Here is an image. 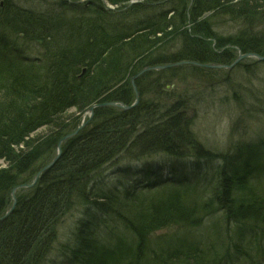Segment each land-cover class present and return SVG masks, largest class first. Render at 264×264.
Masks as SVG:
<instances>
[{
  "label": "trees",
  "instance_id": "1",
  "mask_svg": "<svg viewBox=\"0 0 264 264\" xmlns=\"http://www.w3.org/2000/svg\"><path fill=\"white\" fill-rule=\"evenodd\" d=\"M105 1L114 10L101 0H46L45 10L0 0V217L13 187L32 182L79 114L134 100L130 79L141 69L264 55V0ZM182 69L217 72L142 73L133 108H94L99 121L64 140L55 163L16 191L0 220V264H264V135L220 154L198 143L195 155L183 151L194 95L161 90ZM148 156L163 157L166 182L152 161L136 164ZM118 162L127 169L109 179ZM134 174L144 180L124 181ZM171 228L177 235L156 234Z\"/></svg>",
  "mask_w": 264,
  "mask_h": 264
},
{
  "label": "rangeland",
  "instance_id": "2",
  "mask_svg": "<svg viewBox=\"0 0 264 264\" xmlns=\"http://www.w3.org/2000/svg\"><path fill=\"white\" fill-rule=\"evenodd\" d=\"M86 1L87 0H79L80 3H85ZM45 2L46 0H15L17 4L31 8L36 7L40 10L47 9ZM226 29V27H222L220 29V34L225 35L224 31H226ZM238 53L239 51L236 52L235 59ZM256 62L257 60L255 58H244L240 60L239 63L242 64L240 66H236L239 65L238 63L230 70L227 68L215 69L217 70L215 75H201L199 78L186 74L182 69L181 75L179 74V78H177L178 80H174L172 84L165 85L163 89H161L165 94L174 96L194 95V98H192L193 100L189 103V109L183 110L185 111L183 115L185 117L184 120H188L189 122V129L184 133L186 137L183 135L181 140H184V142L186 140L185 138L190 141L192 140L191 145L186 143L188 144L187 148L186 150L182 148L183 151L187 152L190 156L195 155V149L192 146L198 143L199 147L207 148L215 152L214 154H220L241 143H256L257 137H262V134L264 135V133H262L264 132V117H262L260 111L261 102L263 101L262 104H264V63L256 64ZM255 64L257 66H255ZM155 94L154 92L148 94L147 100L145 99V101L151 102ZM162 100L166 104L169 103V101ZM173 100L177 99H172L170 104L173 103ZM133 103L134 100L128 104V106ZM105 107L122 109L113 106ZM93 111L92 113L86 111L83 114H79L78 124L70 133L74 132L79 125L82 128L90 123V127L94 125V122L99 121V119L93 118ZM68 113H74V109H70ZM260 144L259 149L261 150ZM120 158H123V155L120 156ZM145 158L146 157H140L139 160H142H138L136 164L140 165L146 163ZM122 164L123 162H118V164H114L112 168H109L107 172V175H110L108 176L109 179H111V177L115 179L114 175L127 169L126 167L120 166ZM133 165V163H130L129 167L131 166L132 168L134 167ZM247 173L253 174V177L259 178L255 171L247 170ZM127 177L126 175L123 176L124 181L131 184L139 183L144 180L142 174H140V176L134 174L132 180L127 179ZM167 177V172H161L159 179L163 181ZM65 227V225H61L59 228L58 245L61 241L63 242V232L66 230ZM204 229L208 231L206 228ZM177 231H179L178 228H171L161 230L156 234L159 236H170L172 234L177 235ZM189 231L193 234L195 230L190 229Z\"/></svg>",
  "mask_w": 264,
  "mask_h": 264
},
{
  "label": "water",
  "instance_id": "3",
  "mask_svg": "<svg viewBox=\"0 0 264 264\" xmlns=\"http://www.w3.org/2000/svg\"><path fill=\"white\" fill-rule=\"evenodd\" d=\"M102 3H104L105 7L107 9H114V7L110 6L108 3H106L105 0H101ZM133 3H137V1H131V4ZM244 58H255L257 61H264V55H260V54H257V53H253V52H247V53H241L239 51L238 53V56L237 58L230 64V65H225V64H220V63H199V62H195V61H188V60H183V61H177V62H173V63H169V64H166V65H157V66H150V67H145L143 69H141L139 72H137L131 79V85H132V88H133V91L135 93V101L132 105L128 106V105H125L123 103H120V102H106V103H102V104H95V105H92L89 109H88V112L89 113H92L93 109L96 108V107H99V106H113V107H120L124 110H128L130 109L131 107H133L137 101H138V98H139V93L136 89V86L134 84V80L140 76L142 73L146 72V71H150V70H161V69H166V68H171V67H177V66H181V65H194V66H197V67H202V68H207V69H222V68H227V69H231L233 68L236 64H238L240 62V60L244 59ZM81 128V126L79 125L77 127V129L64 136L57 144L56 146V153L54 154L52 160H50V162H48L46 165H44L34 176V179H33V182L32 183H29V184H23V185H17L15 187H13L10 195H11V199H12V204L9 208V210H7L5 212L4 215H2L0 217V220L6 218L8 216V214L13 210L14 206H15V203H16V197H15V191L19 188H29V187H32L34 185V183L38 180V178L40 177V175L42 173H44L45 171H47L54 163L55 161L58 159V157L60 156V152H61V143L66 140L67 138H70L72 136H74L76 134V132Z\"/></svg>",
  "mask_w": 264,
  "mask_h": 264
},
{
  "label": "bare ground",
  "instance_id": "4",
  "mask_svg": "<svg viewBox=\"0 0 264 264\" xmlns=\"http://www.w3.org/2000/svg\"><path fill=\"white\" fill-rule=\"evenodd\" d=\"M161 70H163V69H161ZM134 101H135V99H134ZM134 107V106H133ZM97 108V107H96ZM68 134H70V133H68ZM68 134H66V135H68ZM65 135V136H66ZM67 139H69V138H67ZM53 158V157H52ZM149 158V159H148ZM161 158H163L162 156H154L153 158H151L150 156H148V157H146L145 159V161L146 162H150L151 163V161L153 162V164L151 165L153 168H158L162 173L163 172H167V174L169 173H171L170 171H169V169L166 167V165H164V164H160L158 161H160L161 160ZM52 160V159H51ZM144 160V159H143ZM173 162V161H172ZM168 162V163H171V164H173V165H176V166H178V164L176 163V162ZM32 182H33V180H32ZM10 208V207H9ZM9 210V209H8Z\"/></svg>",
  "mask_w": 264,
  "mask_h": 264
}]
</instances>
